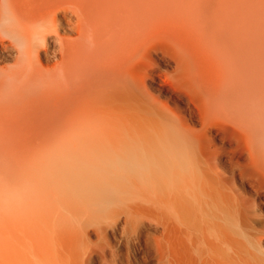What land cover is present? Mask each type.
<instances>
[{
  "label": "bare ground",
  "instance_id": "obj_1",
  "mask_svg": "<svg viewBox=\"0 0 264 264\" xmlns=\"http://www.w3.org/2000/svg\"><path fill=\"white\" fill-rule=\"evenodd\" d=\"M89 223L264 264V0H0V264H79Z\"/></svg>",
  "mask_w": 264,
  "mask_h": 264
},
{
  "label": "rangeland",
  "instance_id": "obj_2",
  "mask_svg": "<svg viewBox=\"0 0 264 264\" xmlns=\"http://www.w3.org/2000/svg\"><path fill=\"white\" fill-rule=\"evenodd\" d=\"M92 228L93 225L89 223L82 237L79 249L83 254L79 264H130L125 251L115 250L110 239L98 237Z\"/></svg>",
  "mask_w": 264,
  "mask_h": 264
}]
</instances>
